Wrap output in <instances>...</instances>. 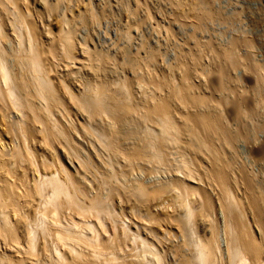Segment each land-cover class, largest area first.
Masks as SVG:
<instances>
[{
    "label": "bare ground",
    "instance_id": "obj_1",
    "mask_svg": "<svg viewBox=\"0 0 264 264\" xmlns=\"http://www.w3.org/2000/svg\"><path fill=\"white\" fill-rule=\"evenodd\" d=\"M185 1L195 29L225 15ZM101 2L0 0V264H264V63L195 80L181 57L169 79L144 40L129 57L76 38L87 16L115 12L127 44L137 20L169 32L165 1ZM172 196L176 213L152 211Z\"/></svg>",
    "mask_w": 264,
    "mask_h": 264
},
{
    "label": "rangeland",
    "instance_id": "obj_2",
    "mask_svg": "<svg viewBox=\"0 0 264 264\" xmlns=\"http://www.w3.org/2000/svg\"><path fill=\"white\" fill-rule=\"evenodd\" d=\"M101 1H103V0H101ZM101 1L96 0V2H99V3H102ZM164 1L166 3V4L164 3V5H165L164 10L166 9L165 10V12H166L165 20L166 21L164 22V24L167 25V20L169 21V24H171L170 21H172V24L170 26L171 28H170L169 32H165L166 31L165 29H161L163 27L161 25H159L158 27L156 26V28L153 27L156 24L155 21H150L148 19L146 20V18H144L146 21L145 22L144 19L142 18L141 21H144V22H140L141 25L139 23L140 27H138L139 25H137L138 20L135 21L136 22L135 25L133 24L134 27H133V31H131V33L132 34L134 33V34L131 35L132 37L130 38L133 40H129V43L127 44L126 41L128 38H127L126 34L120 32L121 23L123 21H125V19L123 20V18H120V16H118V14H116V12H115V13L109 14L108 15L109 17L105 16V17L95 19V20H91L92 17L90 18V16H87L88 18H86V21L87 20L88 21H87L86 25H83V24L77 25L76 31L78 33L76 32L77 33L76 38H78V39L83 38L84 39L86 35H91V36H86L87 37L86 40L88 41L89 46L91 48H93L92 46H94V45H96L97 48H99L101 46L100 49L104 48L103 50H107L108 47H110L108 51L111 53L112 56L114 54H117V52L119 51V50L115 49V47H118L117 45H119V47H120V45H122L120 48L118 47L119 49L123 48V46H126V48L128 47L127 52L128 51L130 52L129 57H132L134 54L133 52H136L134 49H136L135 47H137V43L144 40V41H146L147 44H149V47H151L153 44V46L151 47L152 49H147V52L150 51L149 53L151 54L152 57L154 56L152 54H154V53L158 54V56L155 55L156 58L155 57L152 58L151 56H150L151 58L148 56L146 57L147 64H149L150 68L151 67L153 69L155 68L154 71H156V70L160 71L159 68H157V66H158V67H160V69L165 68V72H167L168 70H166V69H169L168 67H171V66H172V68L175 67V69H176V67L178 66V63L182 57L184 60L183 61L184 65H182V66L184 68V66L186 67V64H187V67L184 69L181 68V70L186 69L190 75L189 77L191 79H195V80L204 79L205 77H206L205 79H208L207 75H209V73H211L209 75V77H214V73L211 71L209 72V70H208L209 67L216 70L215 68L218 69L220 66H222V64L223 65H230L231 64L230 66L235 64L237 67V70H238V74H242V72H243V66H242L243 61L246 63V61L248 62V60H252V59L256 60L257 59L258 62L264 63V0H214L215 3H214V1L212 2L213 6L216 9L222 10L225 13V15L228 14L229 17H227L228 15L227 16L224 15V17H220V15H219V17L217 16V17L211 18L212 20L207 19V20L202 22L203 24H202L201 28H196V29L193 25V21H192L193 19H191V17H189L192 14L189 13V11L186 12L188 10L187 8H189V5L185 4V3H187L185 0H184V3H182V4L176 3L175 0H173V1L164 0ZM59 8H61V9H58V12L60 13L62 8H64L63 3H60ZM58 12L57 11L54 12V17H51L52 19L50 18L51 19L50 21H53V23L52 22L51 23H52V27L54 30H57L58 23H60V22H58L59 17L57 15H55ZM110 17H112V18H110ZM169 18L170 19L174 18L175 20L174 19L170 20ZM95 23H96V25H95ZM135 26H137L140 29L136 30L137 27L135 28ZM78 27H80V28H78ZM142 27L144 28V30ZM163 28H165V27H163ZM78 30H80V31H78ZM142 31L144 34L139 33V35H138V32H142ZM158 31H160V32H158ZM136 32H137V34H136ZM120 33H122V35L123 34L124 35L122 36ZM140 34H141V37H140ZM192 34H196L197 38H199L201 40L200 42L198 40L199 43L197 44V47H195L196 45H194L193 42H191V41H193L192 40ZM143 35H144V38H143ZM149 36H150V38H149ZM89 37L91 39H93L94 41L93 40L90 41ZM124 37H125V39H124ZM235 37H239L242 39H253V42H252V44L246 43L247 45L244 44L245 46L242 45V46H239V48L238 47L234 48L232 51L233 53L230 52L229 56H227L228 54L220 53L219 47L223 44L225 45V46L223 45V47H225V48L229 47L232 43L233 38H235ZM209 38H210V40H209ZM136 39H138L139 41ZM157 39H159V40H157ZM203 39H204V41H203ZM189 40H191V41H189ZM131 41L132 42L134 41V42L131 43ZM91 42H92V45H91ZM113 42H116V43L118 42V44L114 43V45H115L114 46V45H112ZM101 44H103L104 47ZM191 45H194L193 48ZM251 45H253V46H251ZM129 48H132V49H130L131 51L129 50ZM210 48H212V49H210ZM58 51H61L60 47H58ZM91 51H93V50H91ZM112 52H114V53H112ZM129 52H128V54H129ZM147 52H146V55H147ZM151 52H154V53H151ZM118 54H119V52H118ZM157 59L159 60L158 63H157ZM242 59H243V61H242ZM154 62L157 66L154 64ZM159 63H161L162 67L159 65ZM189 65H190V68H189ZM121 69H122L121 67H116L112 70L107 68V70H108L107 72H109L108 74L110 75V77L112 76L114 78V77H116V74L121 71ZM128 69L129 68H127V71H128ZM190 69H192V70H190ZM129 70H131V69H129ZM181 70L176 69V71H178L179 73L182 72ZM205 70H207V71H205ZM214 72H217V70ZM199 73L201 74L202 77L200 76ZM168 74H169V71L167 72L166 76H168ZM181 74H183V72L180 74H178L176 72V75L174 73L173 76L175 75L174 76L176 78L175 80H177L181 76ZM168 77H169V79L172 78L170 75ZM254 77H256V76H254ZM133 79L135 80V78H133ZM259 83L261 85V82H259ZM261 105L259 106V109L263 113L264 112V101L261 103ZM84 144H86V143H84ZM142 166L143 167L145 166L144 168L146 170L150 169V166L148 167V165H142ZM142 166L136 167L139 170L138 171H135L137 169L133 170L132 175L134 176V178H140V179L144 178L146 180L147 175H145L146 174V173H144L145 171H143V172L141 171V170H143ZM141 167H142V169H141ZM161 171L155 172V174H153V175L154 176L156 175V177H153V179H155V178L157 179V177L160 176L158 174H160ZM148 172L149 171H147V173ZM163 172H165V171H163ZM163 172H161V175H164V178H166L165 175L168 176L170 174V173L167 174V172H165V173H163ZM141 176H142V178H141ZM170 194L172 195L173 193L171 192ZM173 197L175 198V196H172V198L166 197L167 199L165 197L162 198V203H160L161 205H159L155 208L153 207L152 211L157 210L159 212L168 211L169 213L170 212L176 213L175 211L180 209L179 208V201L176 198L174 199ZM167 202L171 203V204L168 205ZM173 204H176V205H173ZM171 205H173V207H171ZM177 205H178V207H175ZM127 210H128V208H127ZM132 210L134 211V209H132ZM128 215H129V211H128ZM160 223H163V221L162 222L156 221V222H154L153 226L156 229H159L158 230L159 233L164 235L165 228L167 229V226L163 223V224H161L162 226L160 225V227H161L160 228L158 226V224H160ZM146 225H148V223H146ZM170 227H172V226L169 225V228ZM166 234H167V232L165 233L164 236H166ZM170 235H172V234H170ZM164 236H163V238H164ZM169 237L170 236L167 235V238H169ZM174 238L177 240L176 237H173V240H175ZM164 239L166 242H168L166 237ZM170 239H171V237H170Z\"/></svg>",
    "mask_w": 264,
    "mask_h": 264
}]
</instances>
